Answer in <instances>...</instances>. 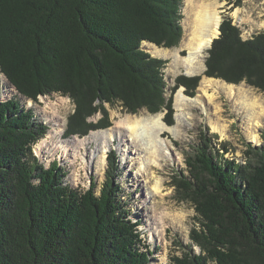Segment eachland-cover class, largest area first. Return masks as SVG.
<instances>
[{"label":"trees","instance_id":"16d2710c","mask_svg":"<svg viewBox=\"0 0 264 264\" xmlns=\"http://www.w3.org/2000/svg\"><path fill=\"white\" fill-rule=\"evenodd\" d=\"M183 1L0 0V264H149L115 154L98 194L94 184L73 190L55 162L45 168L34 156L47 127L21 100L69 98L65 136L109 128L106 107L116 104L131 115L165 113L171 126L173 94L183 87L194 97L200 78L176 77L167 96L166 61L143 43L179 45ZM225 2L232 10L242 0ZM218 31L204 76L264 92V31L243 39L228 17ZM243 147L240 160L226 157L234 148L202 132L184 153L171 186L193 207L194 225L169 264H264V144Z\"/></svg>","mask_w":264,"mask_h":264},{"label":"rangeland","instance_id":"374dc122","mask_svg":"<svg viewBox=\"0 0 264 264\" xmlns=\"http://www.w3.org/2000/svg\"><path fill=\"white\" fill-rule=\"evenodd\" d=\"M186 1L188 4L216 3L220 18H230L241 31L243 39L264 31V0H242L241 6L232 10H230L231 6H226L225 0H184L181 21L183 34L179 45L172 49H162L164 51L158 54H151L150 50L145 48L151 56L166 61L162 73L167 96L171 94L174 80L178 76L199 77L201 80V76H187L181 69H174L173 59L166 55L169 52L170 55L174 53L181 57L187 54L183 46L188 39L187 28L190 20L187 5L185 6ZM232 86L238 87L239 91L231 95L218 89H209L203 94L199 91V86L195 90L194 97L185 95L182 88L176 90L172 96L173 124L168 127L176 126L174 116L178 112L174 108V95L178 91L189 99H195L197 103L191 104V108L185 110V115L181 116L183 123L176 126V134L164 132L159 137L165 156L158 159L157 167L147 165L145 161L147 151L141 150L139 145L137 147L136 143L132 142L128 131L115 128L116 123L125 116L150 115L145 110L131 115L118 104L107 105L111 126L104 130L90 131L86 136L79 137L65 136L67 118L74 109L69 98L59 95L40 96L37 102L21 100V105L32 109L35 117L47 127L45 136L33 146L34 156L46 168L55 162L65 173L63 182L73 190L83 192L92 183L98 194L105 182L107 169L105 161L108 153L115 154L119 172L116 182L122 189L121 197L129 218L140 222L138 230L150 253L149 264H169L170 257L180 255L178 245L189 243V232L194 225L193 207L185 201L178 200L171 186L172 176L185 168L184 153L191 152L202 132L208 136L216 135L217 142H228L234 150L232 155L228 154L226 157L232 156L237 160L241 158L243 143H251L254 146L264 144L262 139L264 92H259L244 83ZM158 114H162L163 121L165 113ZM99 118V115H95L91 121L97 122ZM105 130H111L114 135L113 142L106 148L100 140L87 142L84 145L73 143L90 134ZM251 135L258 137L259 141L252 142ZM104 151H106L105 156ZM103 157H105L104 163H102ZM143 166L148 167L141 174ZM156 185H159L157 192L153 188ZM162 213H166L167 216L163 220H158L157 218L161 216L159 214Z\"/></svg>","mask_w":264,"mask_h":264},{"label":"bare ground","instance_id":"6f19581e","mask_svg":"<svg viewBox=\"0 0 264 264\" xmlns=\"http://www.w3.org/2000/svg\"><path fill=\"white\" fill-rule=\"evenodd\" d=\"M185 6L188 9V14L190 16L187 28L188 39L183 45L187 54L183 57L177 56L174 53L170 55L169 53L171 52L166 54L168 57L173 59V68L181 69V71L187 76H201L198 89L203 94H205L209 89H218L220 91H224L223 93H226L227 95L234 94L236 91H239L238 87L226 85L218 80L205 78L203 76L205 70L204 61L206 58V52L210 47L211 41L218 35V28L221 23L218 5L216 3L203 2L202 4L201 2L198 4H188V1H186ZM143 45L145 48L150 50L151 54H158V52L164 51L149 43H143ZM195 102L197 103L195 99H189L182 95L181 91H178L174 95V108L178 112L174 116L176 126L183 123L181 116H184L185 110L189 109L188 107H190L191 104H194ZM176 126H166L162 121V114H156L152 116L148 115L146 117L125 116L116 123L115 128L118 130L128 131L130 134L129 137L133 140L132 142H135L137 147L139 145L141 150L147 151V156L145 158L147 165L150 167H157L159 161L158 159L165 156L164 147L159 137L164 132L176 134ZM113 139L114 135L111 133V130H105L90 134L88 137H85L82 140L80 139L79 141H73V143L75 145H84L87 142H96L97 140H100L104 145V148H106V146L108 147V145L113 142ZM250 139L252 142L259 141V138L255 135H251ZM105 152L106 151L103 152L104 156ZM104 158L105 157H103L102 163H104ZM148 166H146V168L143 166V171H141V174L144 173ZM158 186L156 185L153 187L154 191H158ZM159 215L161 216L157 218L158 220H163L165 216H167L166 213Z\"/></svg>","mask_w":264,"mask_h":264},{"label":"water","instance_id":"95a60500","mask_svg":"<svg viewBox=\"0 0 264 264\" xmlns=\"http://www.w3.org/2000/svg\"><path fill=\"white\" fill-rule=\"evenodd\" d=\"M221 21H222V19H221ZM218 35H219V31H218ZM218 35L214 38V39H216L217 37H218ZM213 39V40H214ZM212 40V41H213ZM212 41H211V43H212ZM210 47H211V44H210ZM210 47H209V49H210ZM207 57V56H206ZM205 71V70H204ZM213 80H216V79H213ZM218 81H221V80H218ZM221 82H223V81H221ZM224 84H226L225 82H223ZM226 85H228V84H226ZM180 88H182L183 90H184V88L183 87H180ZM115 161H116V156H115ZM105 163L107 164V161H105ZM116 165H117V161H116ZM46 168V167H45ZM117 168H118V165H117ZM119 173V172H118ZM64 183V182H63ZM65 184V183H64ZM92 184V183H91ZM91 184H90V186H91ZM103 185V184H102ZM90 186L86 189V190H88L89 188H90ZM101 189V188H100ZM133 221V220H132ZM133 222H136V221H133Z\"/></svg>","mask_w":264,"mask_h":264}]
</instances>
